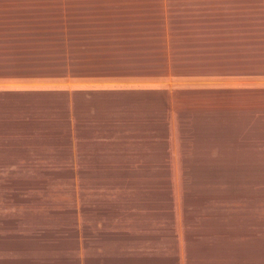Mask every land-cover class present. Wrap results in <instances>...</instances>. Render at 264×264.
<instances>
[{
	"label": "crops",
	"instance_id": "1",
	"mask_svg": "<svg viewBox=\"0 0 264 264\" xmlns=\"http://www.w3.org/2000/svg\"><path fill=\"white\" fill-rule=\"evenodd\" d=\"M13 18L15 11L14 16L0 14V19ZM98 34L109 35L101 30ZM16 35L15 29L0 28V133L6 137L0 139V177L5 169L15 172L12 164L31 163L26 157L17 159L20 145L12 135L15 124L33 125L36 117L50 113L31 101L64 91L55 84L63 76L32 74L29 39L17 43ZM256 40L254 30L226 29L199 45H175L178 50L168 56L164 86L148 82V77L159 75L120 74L122 69L144 67L124 53L114 59L110 42L88 41L82 57L86 61L73 65L81 70L70 77L74 123L75 117H86L89 133L104 132L103 167L117 174L114 178L158 180L166 158V178L175 181L166 191L121 188V204L106 206L103 225L95 226L98 237L87 238L88 264H264V38L260 45ZM90 68L95 72L86 70ZM37 79L45 84L35 86ZM161 130L167 131V142L159 143ZM109 132L119 133L113 134L117 144ZM129 137L141 141L128 145ZM163 193L167 198H160ZM8 223L0 221V228L6 229L0 230V264L64 263L56 237L33 234L26 219L11 225L14 231ZM76 260L71 257L70 264H78Z\"/></svg>",
	"mask_w": 264,
	"mask_h": 264
},
{
	"label": "rangeland",
	"instance_id": "2",
	"mask_svg": "<svg viewBox=\"0 0 264 264\" xmlns=\"http://www.w3.org/2000/svg\"><path fill=\"white\" fill-rule=\"evenodd\" d=\"M14 11L16 18L0 19V28L15 29L17 43L28 38L31 51L26 53L31 57L32 74L37 77L63 76V81L55 84L64 91H53L45 99L31 101L36 108L43 105L44 109H49L48 115L36 117L38 121H32L33 125H14L12 135L20 145L16 147L17 159L23 161L26 157L31 163L12 164L14 173L6 169L4 174L1 173L0 221L11 222L8 224L12 231L15 228L11 225L17 224L19 219L31 221L33 234L42 233L60 241L63 264H70L71 257H76L78 264H88L87 238L98 237L95 226L103 225L106 206L121 204V188L154 187L166 191L175 183L166 178V158H162L164 162L160 164L161 178L158 180L114 178L117 174L107 172L103 167L107 159L104 132L89 133L86 117H75L74 123L70 77L72 71L81 70L72 66L86 61L82 57L87 53L88 41L110 42L109 51L114 59L124 53L127 57L134 56L138 59L137 65L144 67L122 69L120 74L130 77L159 75L154 79L148 77V82L164 86L168 77V56L178 50L176 46L180 45V49L185 48L184 45H199L202 40L215 39L217 30L226 29L254 30L257 45H260L264 38V0L0 4V14L14 16ZM100 30L109 35L98 34ZM24 31L28 35H23ZM90 50L94 53L93 47ZM86 70L95 72L91 68ZM33 81L38 83L35 86L45 84L40 79ZM129 81L135 82V79ZM87 100H84L85 105ZM21 131L23 136L19 138ZM109 134L117 144L119 141L114 140V135L118 137L119 133ZM159 136V143L167 142V131L161 130ZM0 139L6 140L2 132ZM137 140L140 139L129 137L126 144L134 145ZM145 141H149L147 136ZM163 194L160 198H167L166 193Z\"/></svg>",
	"mask_w": 264,
	"mask_h": 264
}]
</instances>
